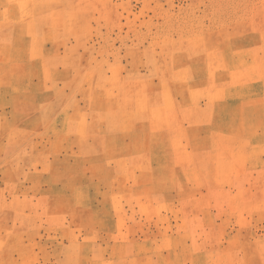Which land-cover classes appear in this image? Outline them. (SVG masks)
I'll use <instances>...</instances> for the list:
<instances>
[{
    "label": "rangeland",
    "instance_id": "rangeland-1",
    "mask_svg": "<svg viewBox=\"0 0 264 264\" xmlns=\"http://www.w3.org/2000/svg\"><path fill=\"white\" fill-rule=\"evenodd\" d=\"M0 264H264V0H0Z\"/></svg>",
    "mask_w": 264,
    "mask_h": 264
},
{
    "label": "bare ground",
    "instance_id": "bare-ground-1",
    "mask_svg": "<svg viewBox=\"0 0 264 264\" xmlns=\"http://www.w3.org/2000/svg\"><path fill=\"white\" fill-rule=\"evenodd\" d=\"M99 33V32H98Z\"/></svg>",
    "mask_w": 264,
    "mask_h": 264
}]
</instances>
